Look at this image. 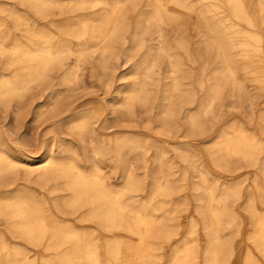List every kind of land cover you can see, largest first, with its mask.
Here are the masks:
<instances>
[{
	"label": "bare ground",
	"instance_id": "1",
	"mask_svg": "<svg viewBox=\"0 0 264 264\" xmlns=\"http://www.w3.org/2000/svg\"><path fill=\"white\" fill-rule=\"evenodd\" d=\"M18 1L24 12L0 3V109L16 103L17 121L24 108L18 104L30 95L37 100L35 118L66 126L71 138L36 142L33 151L24 136L0 126V264H163L166 253V264H233L234 249L221 233L233 226L239 234L245 224L249 246L239 263L264 264V109L254 128L235 119L211 144V163L219 171L231 173L244 164L260 172L250 181L247 217L239 221L227 207L241 198L239 183L219 186L198 163L197 147L191 152L177 144L182 150L176 157L159 146L146 193L138 197L147 174H137L131 164L146 163L145 140L105 136L99 147L93 130L94 121L107 125L109 117L119 121L137 106L146 109L161 63L167 65V84L156 108L159 134L166 137L181 129L202 134L201 119L214 111L224 90L228 98L264 93V0ZM163 27L170 28V38ZM148 35L151 43L144 44ZM121 49L132 71L115 83L128 76L131 83H118L105 103L75 107L70 96L85 86L88 71L96 76L92 88L103 83L109 94ZM183 56L197 65L202 91L193 113L178 108V99L190 105L195 95L194 68ZM246 82L255 84L252 90ZM112 140L115 158L104 164ZM189 193L195 216L182 236L179 220L191 210Z\"/></svg>",
	"mask_w": 264,
	"mask_h": 264
},
{
	"label": "rangeland",
	"instance_id": "2",
	"mask_svg": "<svg viewBox=\"0 0 264 264\" xmlns=\"http://www.w3.org/2000/svg\"><path fill=\"white\" fill-rule=\"evenodd\" d=\"M0 3L7 4L8 8L12 6L19 12H24L26 10V8L23 5H21L18 0H0ZM130 27H131V35H132L134 31L133 24H131ZM162 29L165 35H167V37L170 38V34H171L170 28L163 27ZM130 37H129V41L131 39ZM147 43H151L150 35L145 37L144 44ZM190 44L192 46V49L194 50L196 46L195 38L190 39ZM126 48L127 46L125 45V49ZM118 55H119V59H118L119 67L118 70L115 72L114 74L115 76L113 77L111 82L113 86L111 89L112 91L110 90L108 95L104 94L103 83H100V85L96 88H92V84L96 81V76L92 77L90 72L88 71L83 78L85 86L82 89L78 90L77 92H74L72 96H70V99L73 102H75V107H78L80 109L82 107L89 106L93 102L95 103V102L103 101V103H105V100H107L111 95H113L112 94L113 90L116 89L118 83H122L124 86L131 83L130 76H128L124 81L122 80V81H118V83H115V80L119 74L126 75L132 71L130 64L131 62L130 61L125 62L126 60L125 50L123 51V49H121L118 52ZM134 57L136 56L134 55L131 56V58L133 59ZM183 59L185 60V63L187 64L188 67L194 68L191 70V74H192L191 81H194L192 86L195 90V95L193 97L194 100L190 105H184L185 103L183 102V100L178 99V108H180V111H182L181 109H184L186 111L193 113L196 112V108L201 100L200 97L202 95V91L199 90L196 81L197 65H191L190 63H188L184 56ZM157 69L159 72L157 71ZM154 73H156L155 75H157L158 73L157 75L158 81L157 84H155V86L153 87V91L148 98L149 101L147 108L139 109L137 106L133 110L134 111L133 115L124 114L123 119L119 121L113 120L111 119V117H109L108 119L109 122L107 125L105 123L106 120L94 121L93 123V130L95 132L94 144L100 147L104 143L102 139H104L105 136H110L114 138L119 136L120 134L125 136H131V135L140 136L145 140V145H144L145 155L144 154L143 155L145 156L146 163L144 164L142 161H139V162H133L131 164V169L133 171H136L137 174L139 173L147 174L146 178L144 179L145 180L144 186L140 190L138 197H142L144 196L143 194L146 193L145 190H147L149 183V176H150L149 168H150V163L152 161V156H153L152 154L154 151L157 150L159 146L164 145L168 150V155H176V157L181 155L179 154V152L182 150L181 147L183 145H187L188 147H190L191 152H193L192 150H194V147H197L200 158L198 163L201 164L206 169V171L212 178L217 179V184L219 186L223 185L225 187H228L233 182H236L237 184L239 183V189H241L242 196L238 200L230 201L227 207L231 211L232 210L234 211V215L237 217L238 221L242 217H247V213L244 207L245 204L247 203V200L250 199L251 196H253V189L251 187L250 181H252L255 175L261 178L260 172L255 167L252 166L248 167L246 165L244 166V164L235 165V170L231 173L219 171L211 163V155H210L211 144L214 138L217 136V133L235 119L241 120L245 124V126L249 129L254 128L255 121L258 117L257 112H259V110L261 109H264V93L253 90L252 95L249 97L247 96V98L244 95H236L233 98H228V90H224L221 93V97H220L221 101L215 107L214 111L211 112V114H209L208 116H206L207 118L203 117L201 119L202 134L198 135L196 131H193L191 133L190 131L185 132L183 129H181L178 132H176L175 135H173L174 137H166L163 134H159L160 130H159V123L157 118L159 112L157 111L156 107L157 104L163 101L162 100V98L164 97L163 92L166 88L165 85L167 84L165 80V76L167 73V65L165 63H161L159 68H155ZM201 81L203 82V87L206 88L209 83V81L207 80L206 73L201 77ZM245 85L249 86V88L252 90L253 88L252 85L255 84H253L252 82H246ZM32 98H33L32 96L28 95L20 104H18L20 105V107H24V108L21 109L17 121H14V114L17 109V107H15L17 105L16 103H13L14 104L13 107H9V109L6 111L0 109V126L3 127L5 130L11 129L12 131H16L17 134H21V136H24V140L27 139L29 149L30 150L34 149L33 151H35L36 142H38L39 144L51 145L56 143L57 138L63 140L65 139L69 140L71 138V135L68 132L66 126L61 128L57 126L51 127L50 126L51 123L49 124V122L45 121V119L35 118V114L37 111L36 109L37 100L33 99L32 101L31 100ZM251 112H253L252 115ZM177 118L178 119H176L177 120L176 122L182 126L185 123V121L181 118V116H178ZM105 127H107V129L104 130ZM49 131H52V133H50ZM114 141L115 140H112L108 146L106 145V147L108 148V153L106 155L105 154L102 155L104 164H110L115 158L112 150L115 147ZM177 144H180L182 146L179 147V149L178 148L176 149ZM79 155L80 157H83L85 153H83V151L80 150ZM189 195L191 202L189 209L191 210L186 213H181L182 215L180 216V220H179V222L182 223V231H181L182 236H185L186 234V226L188 224V220L192 216H195L194 200L192 199L190 193ZM177 198L178 196L174 197V201H177ZM196 218L198 220V224L200 228L201 218L199 216H197ZM245 225H242L243 227L240 228L239 234H237L236 228L233 226L224 229L221 233V238L224 241L227 248L234 249L233 259L231 262L233 264H240L239 263L240 258L244 255L246 249L249 246L247 241L248 230L245 228ZM200 245L201 247L199 249L200 252H202V247H203L202 241H200ZM170 254L171 253H166L161 257L163 264H166L169 261ZM41 256L42 253H38V258H40Z\"/></svg>",
	"mask_w": 264,
	"mask_h": 264
}]
</instances>
